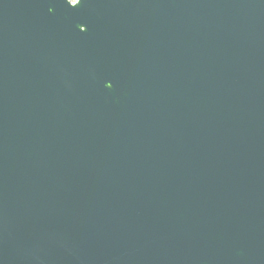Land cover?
I'll use <instances>...</instances> for the list:
<instances>
[{"label": "water", "instance_id": "obj_1", "mask_svg": "<svg viewBox=\"0 0 264 264\" xmlns=\"http://www.w3.org/2000/svg\"><path fill=\"white\" fill-rule=\"evenodd\" d=\"M0 264H264V0H0Z\"/></svg>", "mask_w": 264, "mask_h": 264}, {"label": "rangeland", "instance_id": "obj_2", "mask_svg": "<svg viewBox=\"0 0 264 264\" xmlns=\"http://www.w3.org/2000/svg\"><path fill=\"white\" fill-rule=\"evenodd\" d=\"M71 1H74V0H71Z\"/></svg>", "mask_w": 264, "mask_h": 264}, {"label": "snow or ice", "instance_id": "obj_3", "mask_svg": "<svg viewBox=\"0 0 264 264\" xmlns=\"http://www.w3.org/2000/svg\"><path fill=\"white\" fill-rule=\"evenodd\" d=\"M78 5V4H77Z\"/></svg>", "mask_w": 264, "mask_h": 264}]
</instances>
